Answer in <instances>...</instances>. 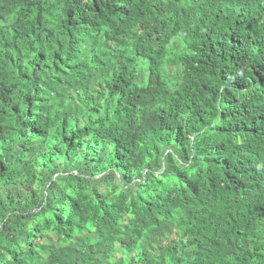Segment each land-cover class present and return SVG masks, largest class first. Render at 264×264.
Returning <instances> with one entry per match:
<instances>
[{"label":"trees","instance_id":"trees-1","mask_svg":"<svg viewBox=\"0 0 264 264\" xmlns=\"http://www.w3.org/2000/svg\"><path fill=\"white\" fill-rule=\"evenodd\" d=\"M185 2L199 7L192 50L172 54V69L150 66L139 50L158 44L153 27L185 26L182 12L158 22ZM12 61L31 66L22 81ZM0 82L11 94L0 100V264H223L192 258L213 237L184 209L240 156L237 184L260 171L252 185L264 193V0H0ZM57 100L68 116L46 112ZM123 201L151 203L142 224L167 208L191 231L147 236L128 260L109 243L133 242V221L112 234L98 222ZM256 205L264 236V196ZM239 208L235 198L199 208L202 226L224 244Z\"/></svg>","mask_w":264,"mask_h":264},{"label":"clouds","instance_id":"clouds-1","mask_svg":"<svg viewBox=\"0 0 264 264\" xmlns=\"http://www.w3.org/2000/svg\"><path fill=\"white\" fill-rule=\"evenodd\" d=\"M180 12L186 16L185 26L173 32L168 31L162 26L153 27L150 40L158 41V44L150 50H139L140 53L145 54L141 59H143L150 66L153 65V62H163V60H165L168 62L169 68L172 69L173 61H175L171 57L172 54H186L192 50V37L199 28V24L196 23L199 13V7L197 5L189 6L185 2L184 6H180L169 16L158 22L163 24L169 23L176 19ZM44 29L47 34L48 32L52 33L54 31L51 28ZM188 34H190V36ZM146 55H148V57ZM12 63L13 72L16 70V79L18 81H22L23 76L29 75V69L31 66H27L16 61H12ZM115 65L121 67L120 61L118 60L115 62ZM1 88L2 84L0 82V89ZM10 95L11 94L0 95V100L8 98ZM56 97L58 100H61L60 94ZM58 100L55 101L56 104L51 102L46 112L53 111L54 114H57L59 117L68 116V109L64 104H60L61 101ZM52 107L53 110L51 111ZM216 153L217 152L214 150H209L206 162H204L203 166L209 164L211 162L212 155ZM247 161L248 159L244 156L233 159L226 167L222 168V171L218 175L209 177L204 184L199 186L195 190V194L191 196L190 203L185 206V214L189 207L192 206L191 220L194 226L199 225L194 228V230L201 227L203 233L213 237L212 248L205 245L192 246V258L198 262L202 263L205 261L220 260L223 264L228 262H230V264H235L236 262L264 264V236L256 228L263 220L258 212L256 203L262 200L264 193L259 192L258 188L252 185V183H254L256 179L262 175V172H257L251 179L241 184H237L236 182V176L238 174L242 176L244 166ZM262 162L264 167V159ZM215 179H220L221 182L213 183ZM122 180L123 176L121 177L120 182ZM171 189L173 188L170 187L165 190ZM226 198H235L236 202L240 205V208L232 214V217L228 221H224L222 225V235L225 243L221 244L217 241L214 232L210 227L202 226L207 219L204 217L201 209H211L219 200ZM150 204L151 203L141 208H134L127 201H123L120 208L121 214H115L117 207L114 208L112 213L102 209L105 217L98 218V222L101 223L106 221V225L111 231V234L119 218H123L127 221L132 220L134 223L132 226L133 242H125L124 245H118L112 237L109 244L114 253L120 255L119 250L126 249V259L130 260L129 254L134 252L136 245H138L137 242L146 239L147 236L153 238L155 235L159 236L162 231L168 229L172 231L173 235L177 238L180 237L182 233H188L191 231L185 227V218L182 229L177 230L176 224L178 221V215L176 212L167 208L151 212L150 215L156 220L154 222L142 224L139 213H145V210ZM106 207L109 206L107 205ZM93 236L99 238L100 245L103 243L100 228L95 227L93 229Z\"/></svg>","mask_w":264,"mask_h":264}]
</instances>
